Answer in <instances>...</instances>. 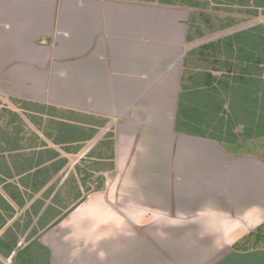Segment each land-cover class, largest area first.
Here are the masks:
<instances>
[{
    "label": "crops",
    "instance_id": "obj_1",
    "mask_svg": "<svg viewBox=\"0 0 264 264\" xmlns=\"http://www.w3.org/2000/svg\"><path fill=\"white\" fill-rule=\"evenodd\" d=\"M209 5L242 7L0 0V100L24 106L11 118L28 117L32 126L47 119L52 137L26 147L21 128L0 129V260L11 242L48 264H264V247L231 249L264 223V156L253 149L260 138L242 126L224 143L200 137L194 124L188 133L176 128L180 102L183 119L213 121L243 114L228 108L236 103L231 89L247 88L251 107L259 97L258 85L254 93L243 81L245 69L260 68L256 33L248 31L256 26L196 33L191 12ZM218 95L219 115L207 110ZM40 106L57 112L28 110ZM62 117L65 126L54 124ZM100 119L113 134V170L91 168L104 180L97 190L78 164L94 158L90 130ZM84 186L93 189L85 194ZM68 199L78 201L69 210Z\"/></svg>",
    "mask_w": 264,
    "mask_h": 264
},
{
    "label": "trees",
    "instance_id": "obj_2",
    "mask_svg": "<svg viewBox=\"0 0 264 264\" xmlns=\"http://www.w3.org/2000/svg\"><path fill=\"white\" fill-rule=\"evenodd\" d=\"M227 1L230 3H233L235 5H238V6H242V7H250L251 5H253L254 7L264 9V0H227ZM248 31H249V33H255V31L256 32L258 31V34H256V36H254V38L257 39L255 41V44L258 43V47H257V49H258V62L260 63V68L258 69V71L254 70L255 71L254 74H251V75H248L246 73V71H245L246 69H245L244 70V76L245 77L243 79L244 82H253L254 83V93H256V87L255 86L258 85L259 97H258V99H256L254 97V100L252 102L253 107H251L252 104H251L250 93L249 94L247 93V88H245V89L243 88L241 92L235 88L231 89L232 95H234L236 98V103L229 104L228 108L233 109V111L235 110L238 114H239V112L243 113L240 115V117L238 119L224 120L222 118V119H216L213 121H211V120H209V121L187 120L185 118L183 119V115H182L183 109H182V105L180 102L179 103V110L177 112V119H176L177 130H179V131L185 130V126H186L187 130H185V131L188 133L189 132L188 128L189 127L191 128L190 124H194V125H197V127L195 129H193V128L192 129L194 131H196L200 137H204V138H208L211 140H215V141L224 143L225 140H230L229 136H233L231 134L233 129H235L239 126H242L244 135L253 134L254 138H256L258 136L260 138V140L264 139V24L258 25L256 27H254L253 29H249ZM182 92H184L183 87L181 88V99H182ZM196 92L199 93L198 99H199V101H201L199 108L204 110L205 104L203 102V97H202L203 90L196 91ZM249 92H250V89H249ZM240 93H242L243 95H241ZM219 96L220 95H218L217 97H214L211 100L212 103L208 105V109H207L210 111L218 112L217 115H219V113H221L223 111V109H222L223 102H221V100L219 99ZM28 110L31 112L44 114L46 116H52V114L54 112H57L53 108H46V107H42V106L35 107L34 109H28ZM64 120L65 119L62 117V118H60V120L54 122V124H56L59 127L65 126L66 124L63 123ZM185 121H187L188 124H185ZM102 122L105 123L104 120H102ZM91 132L94 134L95 130H93V131L90 130V133ZM223 135H226V136H223ZM57 136H58L57 137L58 140L62 138L60 135H57ZM112 137H113V134L111 132H108L105 136V140L111 139V142L105 143L106 145H108V148L110 150L112 149V144H113ZM68 138L70 139V141H69L70 143L77 142L76 138H71V137H68ZM108 159L112 161V159H113L112 154H111L110 158H108ZM31 168H33V167H31ZM35 168H38V167H35ZM29 170L30 169H28V171ZM108 170L109 171L113 170L112 163H111L109 169H107L105 171H108ZM103 187H104V180L102 177L101 186H100L99 190H102ZM45 202H46V199L41 200L39 202V208L44 206ZM52 202L56 203L58 201L56 199H53ZM31 235H32V233H31ZM263 247H264V224H261L256 229L249 232L243 238H241L240 240L235 242L231 246V249L235 252L243 253V252H248V251L256 250V249L263 248ZM15 248H16L15 243H11V242L7 243L6 247H4V249H2L5 252L2 254L3 258L8 259L9 256L11 255V253L16 250ZM28 248H31V247H28ZM28 248H25L23 251L27 250ZM23 251L16 250L15 257L19 256L20 252H23ZM31 252H32V248L27 255L29 257V260L32 263L39 264V262H40V264H48L47 259L46 260L45 259L40 260L43 256L38 258L34 254H32ZM43 261H44V263H43Z\"/></svg>",
    "mask_w": 264,
    "mask_h": 264
},
{
    "label": "rangeland",
    "instance_id": "obj_3",
    "mask_svg": "<svg viewBox=\"0 0 264 264\" xmlns=\"http://www.w3.org/2000/svg\"><path fill=\"white\" fill-rule=\"evenodd\" d=\"M200 1L202 3H208L211 0ZM252 12H255L254 15L252 14ZM191 13L194 15L193 20L196 24V33L200 32L204 35H207V37L209 35L213 36L220 35L223 33L235 32L242 28L247 29L248 27L254 25L258 26L264 24V9L251 10L250 7H227L217 9L213 8L212 5H209L204 8L193 9ZM255 33L258 34V31H255ZM256 34L254 36H256ZM245 42H249L248 39H245ZM255 45L256 47H258V43H256ZM7 104L10 103L0 100V129H6L7 127L14 126L21 128L24 136L26 137V147H31L32 145H39V143H41L39 137H42L44 140L45 137L46 139L48 138L49 140H52V137L47 136L49 133L48 128H51V125L47 119L43 120L40 126L35 124L34 127L30 124L28 117H10L13 111H16L17 113L26 112L24 106L21 103H12L13 105ZM10 123H12V125H9ZM106 124L107 123L102 122V119L99 120V122L97 123L98 129L95 130V133L93 135L94 137L92 139L94 141V144L93 142L89 143V145H94L92 154V156H94L93 160H88L87 158H90V156H87L84 157V159H82L78 164L79 168L82 169V175L80 177L89 181L93 180V188L97 190L101 186L102 175H100L99 177H97L95 174L93 175L91 172V168H95L96 165H98V169L101 173H103L105 170L109 169L111 165V160L108 159L111 156V151H109L110 149L108 148V145L105 144L111 142V139L105 140V136L108 133L105 132ZM185 124H188V122L185 121ZM185 130H187L186 126ZM72 148L76 152L81 148V146L74 144ZM253 149L254 152L256 151L262 156H264V140H260L257 142V144H254ZM248 150L250 151L251 147L250 149L248 148L242 150L240 148V151ZM75 160H77V158H74L72 161L74 162ZM69 168H73L71 162L66 170H68ZM93 188L84 186L83 191L86 194L89 190H92ZM63 202L66 203V208L67 210H69L73 208L78 201L68 199L63 200ZM30 250L31 248H28L27 250L20 252L19 256L15 257L12 261H9L7 259L0 260V264H34L29 260V257L27 255ZM40 260H42V258Z\"/></svg>",
    "mask_w": 264,
    "mask_h": 264
}]
</instances>
